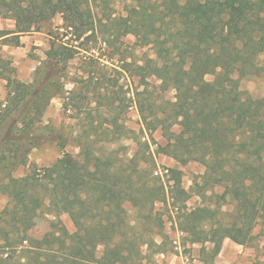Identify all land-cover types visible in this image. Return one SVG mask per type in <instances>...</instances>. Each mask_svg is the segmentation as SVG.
<instances>
[{"label":"trees","instance_id":"trees-1","mask_svg":"<svg viewBox=\"0 0 264 264\" xmlns=\"http://www.w3.org/2000/svg\"><path fill=\"white\" fill-rule=\"evenodd\" d=\"M125 11L104 20L96 17L90 0H0V15L16 23L14 31L0 30V45L19 46L20 35L40 31L57 15L67 31L63 37L52 35L31 82L21 80L12 62L0 53V78L7 81L0 109V192L10 198L0 211V264H28L30 256L37 264H126L141 254L142 243L150 246L155 241L138 238V226L127 220L125 203L134 200L144 211L143 220H153L158 227L163 223L153 204L165 198L164 186L156 183L150 170L139 167L141 160H149L139 152L120 158L119 164L95 158L89 143L97 130L88 129L77 139L83 161L64 151L44 174L15 176L28 163L31 151L54 141L59 132L42 120L55 97L63 96L66 110L77 95L85 106L94 99L97 110L104 105L102 95L111 93L108 104L112 106L118 100L117 91L111 92L110 87L123 85L119 78L111 83L99 69L100 58L94 56L85 58L88 80L81 78L87 85L94 82L89 93L65 90L68 65L80 52L73 42L93 41L123 53L122 38L133 34L138 45L154 48L156 57L133 69L143 85L150 76L160 80L158 96L139 100L147 130L161 128L168 142L159 152L183 165L192 160L203 163L205 180L217 177L236 203L232 213L236 219L212 227V235L219 237L213 258L225 238L245 244L255 226L264 224V100L245 96L238 81L264 67L258 60L264 53V0H131ZM120 61L123 70L132 71L124 56ZM169 89L175 90V100L164 98ZM148 92L145 86L137 95ZM175 124L181 126L179 132L172 130ZM110 133L115 139L120 135L116 129ZM61 143L65 147L66 142ZM94 159L99 165L95 172L90 168ZM180 174L176 176L179 189ZM48 200L56 214L73 213L79 204L82 219L77 230L70 233L54 223L41 238L29 233L38 209ZM208 211L195 208L184 217L186 224L181 227L194 236L193 242L211 239L203 229Z\"/></svg>","mask_w":264,"mask_h":264},{"label":"rangeland","instance_id":"rangeland-1","mask_svg":"<svg viewBox=\"0 0 264 264\" xmlns=\"http://www.w3.org/2000/svg\"><path fill=\"white\" fill-rule=\"evenodd\" d=\"M90 1L96 17L105 20V18L112 14L113 16L125 14L126 4L130 3L131 0ZM14 22V19L5 18L0 15V29L2 27L5 29L9 28ZM62 24L63 20L60 15H57L52 21L42 24L40 31H37L39 32L37 33L38 37L29 43L27 49H19L20 53L17 54L18 59H23L24 62L36 59V66H38L46 57V51L49 49L53 39L52 35L57 34L63 37L62 33L67 32L62 28ZM31 34V32H27L23 36ZM68 37L72 38L70 33H68ZM122 40L124 41L122 45L123 53H115L116 50L113 47L109 48L106 45H100L93 41L85 42L83 45H79V42H73L78 46L80 52L68 65L65 90L68 92L76 89L78 92L89 93V88L94 85V82L87 85L81 81V78L88 80V72L85 71V58L94 56L95 58H100L99 69L106 72V78L111 83L119 78V84L123 85L122 89L110 87L111 92L117 91L118 100L112 106L108 104V96L111 93L102 95L100 103L104 105L97 110L95 109L97 103L94 99H90L89 105L85 106V103L81 101L83 100L82 97L77 95L76 102L72 101L69 103L68 110H66L63 96L55 97L42 120L43 124L50 123L59 132L55 135L54 141L34 148L30 153L28 163L18 168L15 176L21 177L31 172L44 174L45 168L51 166L58 158L62 157L64 151L70 152L74 157L83 161L84 151H81L77 139L88 129L97 130L99 136L97 135L95 139L93 138L94 141L89 143L90 149L95 153V158L97 156L102 160H115L116 164H119L120 158H131L139 152V156H145L149 160L147 162L141 160L139 167L150 170L156 183L162 184L165 189V198L153 204L154 212H158L162 218V226L158 227L153 220H143L142 212L144 211L136 206L134 200L125 203L128 212L127 220L138 226L136 230L138 238L146 241L151 238L155 241V244L150 246L142 243L141 254L139 256L134 255L126 264L179 263L180 260L173 257L177 252L173 240L178 235H180L181 247L186 252L190 251L195 255L196 264H264V224L262 222L255 226L253 237L245 244H239L228 237L225 238L221 244L220 251L213 258L212 251L219 237L212 235V227L217 226L218 222H233L236 219L232 215L235 212L236 203L231 200L228 193H226L228 191L217 177L211 181L209 180V182L205 180L207 168L203 163L192 160L183 165L173 157L161 151L159 152V147L166 145L168 140L161 128L154 131L147 130L139 112V100L148 95L152 97L158 96L157 86L160 84V80L155 76H150L147 78L148 83L143 85L141 84L140 76L133 73V69L136 66L144 64L146 58L156 57L155 50L151 45H138L136 43V36L133 34L124 36ZM3 45H0V53L2 55L4 54L3 50H5ZM9 45L15 46L13 44ZM122 56L131 64L130 68L132 71H125L120 67L122 62H124L120 61ZM7 59L12 62V66L15 67L16 75L18 76V68L15 65L14 59ZM258 60L264 64V53L259 55ZM32 67L30 66L28 69L32 70ZM113 67L118 68L121 73L113 71ZM234 76L239 75L235 73ZM207 79H212V75H208ZM238 81L245 96H250L255 100H264V67L259 74L248 75L238 79ZM145 86L149 88V92L144 96L137 95V92L142 91ZM6 94L4 97L0 94V109L2 108L1 104L5 100ZM90 96L93 95L90 93ZM163 96L166 100H175V90L169 89L163 93ZM77 103L81 104V109L75 106ZM132 105L135 106L134 109L130 108ZM89 108H92V110L90 109L91 111H89ZM88 112H92V114L89 116ZM106 118L109 121H106ZM110 121L113 123L110 124ZM115 129L117 130V134L120 133L116 139L112 136L113 132L112 134L110 133L111 130ZM172 130L179 132L181 126L175 124ZM62 141L66 142L65 147L61 146ZM81 141H84V139L81 138ZM146 144L148 145L146 146ZM144 150L146 155H143ZM93 163V165L92 163L90 164V168L95 172L99 165L95 162V159ZM95 165L96 167H94ZM123 166L127 168L126 164ZM160 170L164 172V176H161L160 173L157 174ZM166 170L168 171L166 172ZM177 174L181 175L180 189L176 183ZM140 184L141 182L139 181L136 186ZM9 201L10 198L7 194L0 192V211L8 205ZM48 202L49 200L43 207L38 209L36 218L30 225L29 233L33 237L41 238L45 233L53 229L54 223H57L56 228L64 225L70 233L77 230L79 227L77 221L82 219L81 212H78L81 210L79 204L73 213L64 212L56 214L54 209L53 211L51 210L53 205L48 206ZM202 207L211 210L205 213L209 217L206 219L207 221H204L205 225L203 227L208 232V238L211 239L206 241H202L201 239L193 242L194 236L189 231L183 229L181 224L182 222H186L184 219L186 213L192 209ZM24 244L28 243L25 242ZM27 261L28 264H37L38 262L33 256H30Z\"/></svg>","mask_w":264,"mask_h":264},{"label":"crops","instance_id":"crops-1","mask_svg":"<svg viewBox=\"0 0 264 264\" xmlns=\"http://www.w3.org/2000/svg\"><path fill=\"white\" fill-rule=\"evenodd\" d=\"M2 29H5V28L2 27L0 30H2ZM6 30H11V31L16 30V23L14 22V24H11V26H9V28H7ZM31 33L32 34L29 36H23V34L20 35L21 44L17 47L9 45V44L3 45V48L5 49V50H3L4 51L3 55L7 58L14 59L15 65L18 68V77L25 82H31L33 80V76H34L33 71L37 67L36 66L37 60L36 59H30L27 62H24L23 59H21V60L18 59L17 54L20 53L19 49H21V48L27 49V47L29 46V43L38 37L37 33H39V32L33 31ZM13 34H15V33H13ZM30 66H33L31 68L32 70L28 69ZM26 68H27V70H26ZM6 82L7 81L4 78H0V94L3 97L7 93Z\"/></svg>","mask_w":264,"mask_h":264},{"label":"built area","instance_id":"built-area-1","mask_svg":"<svg viewBox=\"0 0 264 264\" xmlns=\"http://www.w3.org/2000/svg\"><path fill=\"white\" fill-rule=\"evenodd\" d=\"M130 108L134 109L135 106L132 105V106H130ZM167 171L168 170H166V172ZM159 173L161 176H164V172L162 170H160V172H157V174H159ZM173 242H174L175 247L177 249V252L174 254L173 257L175 259L177 258L180 260L179 263L174 262L173 264H196L197 260L195 258V255H193L190 251L186 252L185 249L183 247H181L180 235L175 237Z\"/></svg>","mask_w":264,"mask_h":264}]
</instances>
